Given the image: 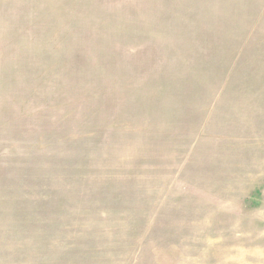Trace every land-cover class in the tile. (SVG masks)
<instances>
[{"label":"rangeland","instance_id":"obj_1","mask_svg":"<svg viewBox=\"0 0 264 264\" xmlns=\"http://www.w3.org/2000/svg\"><path fill=\"white\" fill-rule=\"evenodd\" d=\"M0 264H264V0H0Z\"/></svg>","mask_w":264,"mask_h":264}]
</instances>
